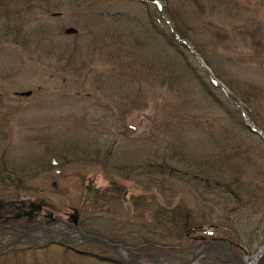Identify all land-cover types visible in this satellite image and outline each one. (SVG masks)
<instances>
[{"label":"rangeland","instance_id":"1","mask_svg":"<svg viewBox=\"0 0 264 264\" xmlns=\"http://www.w3.org/2000/svg\"><path fill=\"white\" fill-rule=\"evenodd\" d=\"M252 126L264 132V0H0V246L19 214L62 231L77 209L85 234L129 257L181 264L201 236L251 263L264 244ZM43 245L0 264H126Z\"/></svg>","mask_w":264,"mask_h":264},{"label":"water","instance_id":"2","mask_svg":"<svg viewBox=\"0 0 264 264\" xmlns=\"http://www.w3.org/2000/svg\"><path fill=\"white\" fill-rule=\"evenodd\" d=\"M209 73V72H208ZM259 137L264 141V134L258 130V129H252ZM74 224H76V219L73 220ZM39 230L43 234H50L54 236H59L60 234L50 231L48 229H45L39 224H35L30 226L29 228L25 229L14 241L10 242L8 245L5 247H0V251L7 250L11 247H14L16 245H21V244H29L27 241V238L31 235L33 231ZM64 237L69 238L68 240H64L62 242L57 243L54 241L52 238L48 237H37L36 241L34 244H36L40 240L47 239L51 241L52 243L59 244V245H66V244H92V245H98L103 247L106 251L111 252L116 255L117 258H119L121 261L125 262L123 259L122 255V250L108 242L107 240H104L102 238L96 237V236H88L85 233H83L79 228H75L72 232H68L64 235ZM207 251H213V252H220L222 253L227 259L235 262L236 264H246L244 260L232 255L227 248L223 247L222 245L219 244H206L205 246L199 248L196 250V252L193 254L191 260L183 263V264H193L195 260H197L199 257H201L205 252ZM143 258H148L154 261V264H161L159 259L152 254H139L134 256V261L143 259ZM193 262V263H192Z\"/></svg>","mask_w":264,"mask_h":264},{"label":"flooded vegetation","instance_id":"3","mask_svg":"<svg viewBox=\"0 0 264 264\" xmlns=\"http://www.w3.org/2000/svg\"><path fill=\"white\" fill-rule=\"evenodd\" d=\"M23 218H24V214H19L17 216V219H19V220H21ZM29 218H32V217L29 216L26 220L24 219L25 222H30ZM20 223H23V222H20ZM184 239H187L188 241H192L191 239L196 240L197 238L195 237L194 234L190 233V230H188V231H186V233L184 235ZM199 241L202 243V242L206 241V239L200 238Z\"/></svg>","mask_w":264,"mask_h":264},{"label":"bare ground","instance_id":"4","mask_svg":"<svg viewBox=\"0 0 264 264\" xmlns=\"http://www.w3.org/2000/svg\"><path fill=\"white\" fill-rule=\"evenodd\" d=\"M124 253V252H123ZM262 256L264 257V244L261 247V249H259L257 251V254L255 256L252 257L251 263L249 264H257L258 261L262 258ZM193 263V262H192Z\"/></svg>","mask_w":264,"mask_h":264},{"label":"trees","instance_id":"5","mask_svg":"<svg viewBox=\"0 0 264 264\" xmlns=\"http://www.w3.org/2000/svg\"><path fill=\"white\" fill-rule=\"evenodd\" d=\"M257 126H258V124H257ZM259 127V126H258ZM250 131V130H249ZM251 132V131H250ZM20 222H23L24 223V225H26L27 224V222H24L23 220L21 221V220H19L18 222H17V224L20 226V225H22V223H20ZM175 222V221H174ZM26 223V224H25ZM28 224H29V222H28ZM262 261H263V264H264V258L262 259Z\"/></svg>","mask_w":264,"mask_h":264}]
</instances>
